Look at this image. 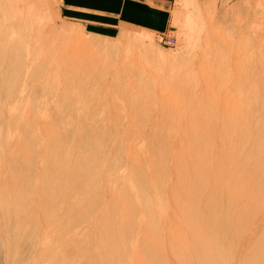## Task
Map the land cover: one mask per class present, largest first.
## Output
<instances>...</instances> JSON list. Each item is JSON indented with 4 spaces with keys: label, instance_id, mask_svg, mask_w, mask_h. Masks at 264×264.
<instances>
[{
    "label": "rangeland",
    "instance_id": "rangeland-1",
    "mask_svg": "<svg viewBox=\"0 0 264 264\" xmlns=\"http://www.w3.org/2000/svg\"><path fill=\"white\" fill-rule=\"evenodd\" d=\"M168 13L144 29L69 17L62 0H0L2 44L31 47L0 71V264L46 263L33 234L50 203L136 234L166 224L144 243H169L170 264H222L187 243L206 231L195 218L251 224L242 264H264V0H173ZM16 70L25 87L10 91Z\"/></svg>",
    "mask_w": 264,
    "mask_h": 264
},
{
    "label": "bare ground",
    "instance_id": "bare-ground-1",
    "mask_svg": "<svg viewBox=\"0 0 264 264\" xmlns=\"http://www.w3.org/2000/svg\"><path fill=\"white\" fill-rule=\"evenodd\" d=\"M9 26H10V24H9ZM6 27L7 26L3 27V29H4L3 32L5 34L7 33V30H8V28H6ZM9 29H11V27H9ZM3 37L8 39L7 35H4ZM24 48L26 50V49L31 48V47L27 45V42H23V41L20 43L17 42V44H15V45H10L9 47H6V45H3L1 40H0V71L2 70L1 65L4 61H7L11 56H13V54L16 50L18 52V50L24 49ZM6 51H8V52L12 51L13 54L9 55V57H8V54H7L8 52L6 53ZM18 57H21V59H23L24 55H22V54L18 55V56L16 55V58H18ZM24 63H26V60L25 61L22 60L21 64H19V65L22 66ZM3 69H4V67H3ZM19 69H22V67H20ZM23 71H24V69H23ZM11 72H13V71H11ZM17 72L18 73H15L16 76L14 75L12 81L10 79L9 82L7 81V83L4 84L6 89H8L10 91H12V90L17 91L16 90L17 84H18V88L21 86L23 87L25 85V84L22 85V82L21 83L19 82V80H21L23 78H21L22 76L21 77L19 76V75H21L20 71H17ZM82 73H84V71ZM15 82L17 84H15ZM14 91H13V93H14ZM107 91H108V89H107ZM21 92H23V90ZM6 96H7V99H9V98L13 97V94L9 92V94L7 93ZM79 96H80V94H79ZM142 106H144V105L142 104ZM139 107H140V105H139ZM1 111H2V109H1ZM80 151H82V150H80ZM163 158H165V157H163ZM64 159H65V157H64ZM157 168H159V166ZM72 170H74V169H72ZM68 177H69V175H68ZM65 181L66 180H64V182ZM24 195L25 194L23 193V196ZM208 196H209V194H208ZM68 200H69V197H68ZM197 201H199V197H198ZM191 203L193 204V202H191ZM109 205H110V203H109ZM208 205L209 204H207L206 209L208 208ZM51 206H52V204L50 203L49 208L45 211V214H43V217L40 220V228L38 229V231L36 228L37 232L36 231H35L36 233L33 232L35 234L32 233L34 236L36 235V237H35V241L37 243L36 246H37V248L40 247V254H41V252L44 253V256L48 259V260L46 259L47 261L44 264H56V262L58 264H62V263H64V264H124L125 260H127L128 257L132 258L131 256H133L136 253L138 248H139V254L138 255H140V257H141L139 264H143V263L144 264H148V263L170 264V259H171V255H172V247L171 246L169 247L167 245L169 243H167L166 241H162L160 239H157L153 244H151L152 243L151 240H150L151 243L148 240V242L150 244L148 246H147L148 243L147 244L144 243L145 238H146L145 235H147V233L149 231H155L159 237H161L162 235H165V233L167 231V225L166 224L160 225V226L155 227V228L152 226L153 229H152V227L143 226V227H141L140 230H138V233L136 234V233H134L135 230L132 231L133 226H132V228H126V231L122 230V223L119 220H118L119 222L114 220V217H113L114 221H112V223H109V222L106 223L105 221L107 219L104 220V222H103L104 217H103V214L100 213V212H103V210L100 212L99 211L94 212L96 210L93 211L94 213H100L98 215H95L91 212L93 216H90L88 214L86 215V213L73 216L72 214L67 213V209L65 211H60V209H58V208L53 209L54 207L52 208ZM24 208H25V206H24ZM203 208H204V205H203ZM22 209H23V207H21V210ZM22 211H24V210H22ZM109 212H110V210H109ZM89 213H90V211H89ZM238 215H240V214H238ZM118 217H120V216L118 215ZM121 217H122V215H121ZM133 217L135 218L134 215L129 214L128 217H126L125 221L128 220L129 223L132 224V221H134ZM116 219H118V218L116 217ZM92 220H96L95 221L96 223H91ZM120 220L123 221V219H120ZM24 221L25 220H22L21 222H24ZM217 221H219V219ZM110 222H111V220H110ZM157 224H159V222ZM191 225L193 227H200L203 230L206 229V231L202 233L203 237H197V239H194V241L193 240L187 241V243L189 245H192L194 242H196V243L199 242V244L204 249L203 259H206L207 257L210 258V254H211L213 257H220L221 258L220 261L222 264H242V263H245L246 258L244 257L245 256L244 254L247 253V250L251 247V245L253 243L252 242L253 241L252 236L256 231V228L254 225L250 224V225H247L243 228H239L237 231H234L233 234H231V226L228 225V223L223 222V221L209 222V221H205L204 218L199 217L197 219L195 218L191 222ZM32 227L30 228V230H29V228L24 227L25 230L23 231L22 235L23 236L25 235L24 237H26L28 239L30 237H32V236H30L31 233L30 234L28 233L29 231H31V229H33ZM207 228H208V230H207ZM218 229H223V230L218 231ZM27 230H29V231H27ZM6 238H7V236H6ZM163 238H164V236H163ZM187 243H185V245H187ZM216 244H220V245H216ZM214 245H216V246H214ZM260 245H262V244H260ZM45 246H47V248ZM131 247H132V249H131ZM185 247H187V246H185ZM213 247H215L216 249H212ZM253 247H254V245H253ZM126 248L128 249V251L126 250ZM209 250H211V251L208 253ZM122 251H123V253H122ZM67 253H69V254H67ZM179 253L180 252H177V254H179ZM59 254L63 255V256H60ZM71 254H73L74 257H72ZM70 255H71V257H70ZM246 257L249 258L250 256H247V254H246ZM134 258L136 259L137 257L135 256ZM179 258L183 259L184 261H186L189 264H197L202 260V259L198 260L199 257H197V256L192 258L191 254L190 255L189 254L188 255H181ZM61 259L64 261H62ZM135 262H136V260H135Z\"/></svg>",
    "mask_w": 264,
    "mask_h": 264
},
{
    "label": "crops",
    "instance_id": "crops-1",
    "mask_svg": "<svg viewBox=\"0 0 264 264\" xmlns=\"http://www.w3.org/2000/svg\"><path fill=\"white\" fill-rule=\"evenodd\" d=\"M173 0H62L69 17L160 29Z\"/></svg>",
    "mask_w": 264,
    "mask_h": 264
},
{
    "label": "built area",
    "instance_id": "built-area-1",
    "mask_svg": "<svg viewBox=\"0 0 264 264\" xmlns=\"http://www.w3.org/2000/svg\"><path fill=\"white\" fill-rule=\"evenodd\" d=\"M156 40L158 43L164 44V45H172L174 42V38L172 36H165V35L160 34V33H158V35H156Z\"/></svg>",
    "mask_w": 264,
    "mask_h": 264
}]
</instances>
